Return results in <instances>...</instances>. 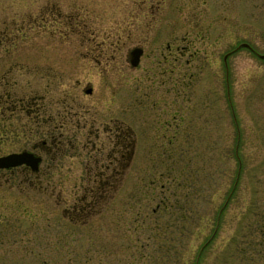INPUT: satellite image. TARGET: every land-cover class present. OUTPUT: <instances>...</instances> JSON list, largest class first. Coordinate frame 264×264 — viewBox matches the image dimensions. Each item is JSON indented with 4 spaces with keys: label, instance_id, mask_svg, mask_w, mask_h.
I'll return each instance as SVG.
<instances>
[{
    "label": "rangeland",
    "instance_id": "rangeland-1",
    "mask_svg": "<svg viewBox=\"0 0 264 264\" xmlns=\"http://www.w3.org/2000/svg\"><path fill=\"white\" fill-rule=\"evenodd\" d=\"M203 1H175L177 42L191 44L174 92L154 72L126 87L121 73L78 74L94 90L79 87L80 107L133 132L125 179L91 214L65 212L82 195L72 183L0 212V264H264V0Z\"/></svg>",
    "mask_w": 264,
    "mask_h": 264
},
{
    "label": "flooded vegetation",
    "instance_id": "flooded-vegetation-1",
    "mask_svg": "<svg viewBox=\"0 0 264 264\" xmlns=\"http://www.w3.org/2000/svg\"><path fill=\"white\" fill-rule=\"evenodd\" d=\"M175 1L25 0L21 12L3 11L0 1V160H11L0 166V212H31L32 194L72 183L82 195L65 212L91 214L122 183L133 132L80 107L79 87L86 97L94 90L78 74L121 73L126 87L131 73L154 72L163 79L155 87L174 81L173 91L181 81L176 64L191 44L188 36L177 42ZM193 1L177 0L184 12ZM71 166L84 175L66 177Z\"/></svg>",
    "mask_w": 264,
    "mask_h": 264
},
{
    "label": "water",
    "instance_id": "water-1",
    "mask_svg": "<svg viewBox=\"0 0 264 264\" xmlns=\"http://www.w3.org/2000/svg\"><path fill=\"white\" fill-rule=\"evenodd\" d=\"M242 46H244V47H248L247 44H243ZM262 57L264 58V56H262ZM10 161H11V160L8 159V158L0 160V166H2V165H8V164H10Z\"/></svg>",
    "mask_w": 264,
    "mask_h": 264
},
{
    "label": "trees",
    "instance_id": "trees-1",
    "mask_svg": "<svg viewBox=\"0 0 264 264\" xmlns=\"http://www.w3.org/2000/svg\"><path fill=\"white\" fill-rule=\"evenodd\" d=\"M235 123H236V120H235ZM238 126V125H237Z\"/></svg>",
    "mask_w": 264,
    "mask_h": 264
}]
</instances>
